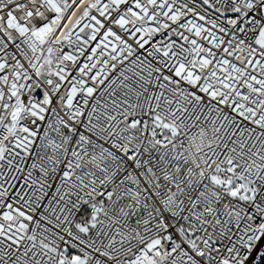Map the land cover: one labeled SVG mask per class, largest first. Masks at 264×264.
<instances>
[{"label": "snow or ice", "instance_id": "6c2138e0", "mask_svg": "<svg viewBox=\"0 0 264 264\" xmlns=\"http://www.w3.org/2000/svg\"><path fill=\"white\" fill-rule=\"evenodd\" d=\"M0 264H264V0H0Z\"/></svg>", "mask_w": 264, "mask_h": 264}]
</instances>
